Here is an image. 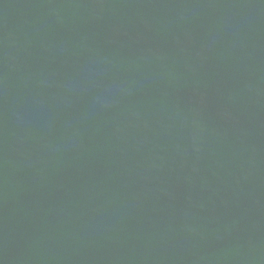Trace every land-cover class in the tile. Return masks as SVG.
I'll return each mask as SVG.
<instances>
[{"label":"water","instance_id":"water-1","mask_svg":"<svg viewBox=\"0 0 264 264\" xmlns=\"http://www.w3.org/2000/svg\"><path fill=\"white\" fill-rule=\"evenodd\" d=\"M0 264H264V0H0Z\"/></svg>","mask_w":264,"mask_h":264}]
</instances>
